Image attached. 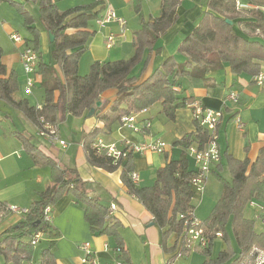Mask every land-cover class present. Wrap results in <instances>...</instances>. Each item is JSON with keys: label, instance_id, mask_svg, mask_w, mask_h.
I'll list each match as a JSON object with an SVG mask.
<instances>
[{"label": "trees", "instance_id": "obj_1", "mask_svg": "<svg viewBox=\"0 0 264 264\" xmlns=\"http://www.w3.org/2000/svg\"><path fill=\"white\" fill-rule=\"evenodd\" d=\"M25 1H39L38 21L54 38L52 58L61 69L63 82L41 60L37 51L39 29L34 17L22 5L11 0H0V4H9L22 17L26 32V35L20 34L22 44L38 55L34 75L41 77L39 86L43 91V104L39 108L30 106L26 100L16 99L18 80L15 73H8L3 65L1 58L4 51L0 48V107L22 113L37 130L42 127L40 120L44 124L57 126L67 115L85 117L91 108H95L94 115L106 123L107 130L108 122L121 124L122 117L156 104L164 117L172 121L175 112L192 101L183 96V79H200L206 87H210L214 82L207 77L208 72L223 65H227L233 74L246 72L256 76L264 71V0H244L243 4L252 6L248 12L253 22L237 21L240 14L237 4L240 0H207V11H203L197 25L181 41L177 56L164 59L145 78L142 76L151 55L160 53L159 40L175 25L177 8L183 0H160L159 15L134 33L133 55L117 61L94 62L84 76L77 72L78 61L86 51L92 34L88 24L99 16L100 11L95 9L100 3L75 6L61 12L57 0ZM132 4L138 10L136 0ZM177 57L182 59L181 62ZM107 90H115L116 99L109 113L100 115L103 106L95 105ZM193 124L192 133L172 142L173 147L183 150L182 156L177 160H167L164 167L156 171L155 181L149 187H139L131 180L133 167L130 153L125 159L114 162L93 148L99 130L94 129L84 135L83 152L90 166L108 173L122 168L120 179L128 194L143 205L151 216L152 224L162 232L160 247L167 256V264L175 263L177 251L184 257L191 250L200 249L185 247L180 241L183 224L190 215L191 221L202 229L209 241L208 246L201 250L204 256H210L218 233L221 234L219 239L223 240V249L217 258L205 260L202 264H264V261L257 263L264 256V232L258 233L254 220L245 216L246 209L250 208L249 203H253L256 205L255 214L264 218V146L253 162L248 158L237 160L228 154L223 158L220 156V161L209 173L222 183L221 195L209 216L201 221L195 217L192 204L196 197L190 181L196 170L190 169L185 152L190 146L200 151L210 143H216L217 127L210 132L201 127L198 121L194 120ZM20 140L27 153L33 158L39 156L30 138ZM42 161L52 169L54 187L44 193L40 201L27 208L21 221L0 233V264H55L54 246L58 233L44 219V209L52 208L64 195H70L82 206L92 234L112 240L113 248L117 251V262L132 264L117 232L119 223L108 215V208L98 199L88 196L76 171L60 169L47 158ZM224 169L229 173V180L220 174ZM9 213L7 206L0 203V222ZM228 228L233 240L228 237ZM36 234L42 237L33 245ZM170 237L174 242L169 246L167 241Z\"/></svg>", "mask_w": 264, "mask_h": 264}, {"label": "crops", "instance_id": "obj_2", "mask_svg": "<svg viewBox=\"0 0 264 264\" xmlns=\"http://www.w3.org/2000/svg\"><path fill=\"white\" fill-rule=\"evenodd\" d=\"M11 1L23 7L27 3L25 0ZM133 1H94L100 3L95 9L100 11L99 15L106 7H109L118 17L123 18L126 22V33L123 38H118L117 43L112 47H107L106 37L109 34L118 35L117 25L109 23L99 27L95 20L93 27L88 24V30L92 34L86 51L78 61L77 72L80 76L86 75L90 65L94 62L117 61L128 59L133 55L134 33L140 30L144 23H150L153 19L150 17L145 21L143 16L133 15L132 10L135 9ZM138 1L140 3V0H136V6H139ZM240 1L241 4L245 2ZM198 2L199 0L182 1L177 8L175 25L159 40L161 51L158 55H151L142 78L148 76L167 57L177 56V49L181 43V32L184 31L188 35L203 13L200 12ZM62 7H65V4ZM158 7L160 10V0ZM237 21L253 22L254 20L249 17L248 12L246 16L240 13ZM22 23V17L14 7L7 3L0 4V48L4 51L1 61L7 72L13 71L17 77L18 90L15 98L26 100L30 106L39 108L43 104V91L39 86L41 77L31 76L34 85L31 93L26 94L24 84L28 75L23 70L19 56L24 45L22 42L14 43L10 39L13 33L20 35L18 27L23 29ZM236 29L241 32L240 28L236 27ZM41 35L49 36L42 26ZM178 60L181 62L182 59L178 58ZM59 69H57V74H54L60 82H63ZM207 77L212 78L214 82L210 87H206L200 79H183L181 81L183 96L192 101H198L205 109L221 111L222 118L217 125L216 141V148L221 158L228 154L237 160L248 158L253 162L260 148L264 146V85H257L253 80L254 76L250 73L233 74L227 65L208 72ZM230 93L238 96L236 104L224 102L225 97ZM115 99V90H107L100 96V105L103 106L100 115L109 113L110 106ZM236 117L242 124L241 130L235 124ZM146 121L150 124L149 129L144 132H132L116 121L110 124L108 122L109 129L107 130L106 123L96 115L91 117L86 115L81 118L67 115L65 120L57 125L56 139H51L40 137L36 127L22 113L0 107V203L5 206L27 209L34 202L40 201L42 195L54 187L51 179L52 169L50 165L42 161L43 158H47L51 164H55L60 169L75 170L89 197L98 199L108 210L111 206L115 207L111 216L119 223L117 232L121 238L122 247L129 255L132 264H167V256L160 247L162 232L152 224L151 216L143 205L128 194L120 179L122 168L108 173L90 166L82 147L84 135L94 129L100 131L98 139L107 145L119 144L121 141L140 144L150 139L161 140L166 144L163 153L133 152L129 158L133 172L137 175L136 184L139 187H149L155 181L156 171L164 167L167 160H177L184 153L180 147H173L172 142L194 131V119L191 110L184 107L178 109L174 120L170 121L164 117L159 105L156 104L148 108L145 113L137 115L138 127ZM61 127H66L70 133L67 140L61 138ZM33 136L39 138V141L31 140ZM24 137L30 138L39 156L33 158L25 151L20 140ZM59 140L68 145L61 147ZM185 155L190 169L196 170V165L187 151ZM215 165L211 168L213 169ZM208 184L207 176L204 190ZM21 220L20 214L9 213L7 218L0 223V233ZM51 224L58 233L54 246L55 264H88L81 262L83 252L80 245L85 242L90 244L99 264L117 262V251L111 246L112 240L106 236L91 233L82 206L70 195L62 196L52 205Z\"/></svg>", "mask_w": 264, "mask_h": 264}, {"label": "built area", "instance_id": "obj_3", "mask_svg": "<svg viewBox=\"0 0 264 264\" xmlns=\"http://www.w3.org/2000/svg\"><path fill=\"white\" fill-rule=\"evenodd\" d=\"M237 8L239 11H249L252 9V6L238 3ZM95 23L99 27H103L104 25L109 23H115L118 27V35L109 34L106 37L107 47H112L114 44L117 43L118 38H123L125 36L126 22L123 18L118 17L112 8L106 7L103 10V12L95 19ZM10 39L14 43L22 42V38L18 33L11 34ZM19 56L23 70L25 74L28 75L24 84L25 93L30 94L34 85V81L31 76L34 75L35 69L37 67L38 55L32 48L24 47L23 50L20 52ZM253 80L259 86L264 85V71H261L256 76H254ZM224 102L236 104L238 102V96L234 93H230L225 97ZM186 107L191 110L193 119L195 121H198L201 127L207 129L210 132H213L215 130V128L220 123V120L222 118L221 111H212L209 109H205L196 100L187 103ZM146 111L147 109H143L138 113H132L129 116L122 117L120 119L121 125L131 130L132 132L146 131L150 127V124L147 121L144 122L141 127H138L136 124L137 115L145 113ZM234 120L237 128L241 130L242 124L240 120L237 117ZM40 122L42 123V127L41 129L37 130V134L40 137H49L51 139H56L57 126L44 124L42 120H40ZM59 144L61 147H66L68 145L67 143L61 140H59ZM92 146L93 148L97 149L99 153L103 154L108 158L113 159L114 162L120 161L121 159H125L126 155L129 153L132 154L133 152H137V153L153 152V153L161 154L166 149V144L159 139L156 140L150 139L140 144H133L127 141H121L119 144H109V145L104 144L101 139H97ZM187 153L193 159L196 165V174L190 181L191 186L195 192V197L201 198L204 191V182L206 180V177L209 174L211 167H213V165L217 164L220 161V155L216 148L215 142L210 143L208 147L200 151L197 150L195 146H190L187 149ZM130 177L133 183L137 182V175L134 172L131 173ZM262 178L264 180V175ZM249 207L255 209L256 205H254L253 203H249ZM7 210L10 213L20 214L21 216L27 213V209L18 208L15 206H7ZM114 210L115 207L111 206L108 210V215L111 216ZM44 219L47 222L51 223V219H52L51 207H46L44 209ZM191 219H192V215H190L189 219L185 220L183 224V231L181 234L180 241L181 243H183L185 247H190V248L197 247L200 249H204L208 246L209 241L205 237L202 229L197 228L195 226V223L191 221ZM257 219L261 221L263 225L262 230L264 232V218L257 216ZM41 237H42L41 234H36L32 240L33 245L37 244L38 241L41 239ZM216 237L220 238L221 234L218 233ZM80 249L83 252V256L81 259L82 263L99 264L88 242L82 243L80 245ZM177 255L178 257H181L178 251H177ZM263 261H264V256H262L257 263H261ZM115 264H120V263L116 262Z\"/></svg>", "mask_w": 264, "mask_h": 264}, {"label": "rangeland", "instance_id": "obj_4", "mask_svg": "<svg viewBox=\"0 0 264 264\" xmlns=\"http://www.w3.org/2000/svg\"><path fill=\"white\" fill-rule=\"evenodd\" d=\"M94 1H96V0H57V4H58V9L62 12L68 8H73L75 6H80V5H87V4L92 3ZM158 1L159 0H140V3L138 1V4H139L138 10L133 8V10H132L133 15L143 16L145 18V21L148 20L150 17L154 18V17L158 16V14H159ZM206 2H207V0H199L198 7L200 8V12L205 11ZM63 4H65V7H62ZM24 8L31 12L30 14L34 17V19L36 21L35 23L39 29L38 48H37L38 53L40 54L44 64L48 65L54 71L53 73L57 74V69L60 67L58 66V64H56V62H54V60L52 58V50L54 49V44L52 42H50L49 36L43 37L41 35V24L38 21V19H39V1L27 2L25 4ZM201 8H203L202 11H201ZM240 13H241V15L246 16V13H248V11H240ZM93 23H94V20L90 21L89 26L93 27ZM18 29H20L19 32L21 35H26L25 30L21 29L20 27H18ZM180 36H181L180 40L182 41L187 36V34H186V32L182 31ZM59 70L61 71V69H59ZM61 73L62 72H60V74ZM34 76L35 75H33V77ZM63 121H61V122H63ZM61 122H59V124ZM60 132H61V138L62 139L67 140V138L70 136V133L67 131L66 127H61ZM31 140L39 141V138L33 136V137H31ZM220 174L224 179H226V180L230 179L229 173L225 169ZM207 176L209 179L208 187L205 188V190L203 191V195L201 198H196V200H193L195 217L201 221H204L209 216L211 209L213 208V206L215 205V203L219 199V197L221 195V191H222V189H221L222 183L219 180H217L216 177L212 174H209ZM255 212L256 211L254 209L247 208L245 211V216L247 218L254 220L255 230L258 233H262L263 232V230H262L263 225H262L261 221L259 219H257V214H255ZM3 221H1L0 223H2ZM227 232L229 234V236H228L229 239L233 240L232 233H231V230L229 228H228ZM172 243H173V237H170L167 241V244L170 246V245H172ZM111 246L113 247L112 243H111ZM222 249H223V240L216 238L212 243V247L210 250V256L209 257L204 256V254L201 252L202 249L191 250V252L188 255H186L184 257L176 258L175 264H202L205 260H215L217 258V257H215L216 254L218 252H220ZM1 263H2V261H1Z\"/></svg>", "mask_w": 264, "mask_h": 264}, {"label": "water", "instance_id": "obj_5", "mask_svg": "<svg viewBox=\"0 0 264 264\" xmlns=\"http://www.w3.org/2000/svg\"><path fill=\"white\" fill-rule=\"evenodd\" d=\"M229 25H232V22L231 21H226ZM49 34V39H50V42H53V40H54V38H53V36L50 34V33H48ZM100 102H97L96 103V107H100ZM95 114V108H91L90 110H89V112L87 113V116L88 117H91V116H93Z\"/></svg>", "mask_w": 264, "mask_h": 264}]
</instances>
